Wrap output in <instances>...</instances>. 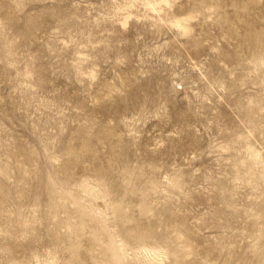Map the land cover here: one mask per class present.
Returning a JSON list of instances; mask_svg holds the SVG:
<instances>
[{"label":"rangeland","instance_id":"obj_1","mask_svg":"<svg viewBox=\"0 0 264 264\" xmlns=\"http://www.w3.org/2000/svg\"><path fill=\"white\" fill-rule=\"evenodd\" d=\"M0 264H264V0H0Z\"/></svg>","mask_w":264,"mask_h":264}]
</instances>
